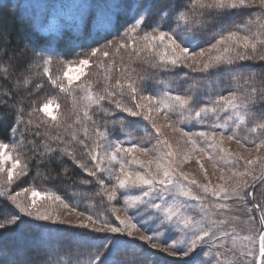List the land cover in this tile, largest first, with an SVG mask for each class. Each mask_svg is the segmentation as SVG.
<instances>
[{
    "label": "snow or ice",
    "instance_id": "snow-or-ice-1",
    "mask_svg": "<svg viewBox=\"0 0 264 264\" xmlns=\"http://www.w3.org/2000/svg\"><path fill=\"white\" fill-rule=\"evenodd\" d=\"M252 8L258 13L239 23L226 19ZM123 10L133 13L134 22L121 39L109 43L106 36L101 37L103 46H89L83 58L65 59L51 45L31 48V66L20 70L17 87L31 86L29 95L39 92L44 83L37 80L33 86L32 68H36L37 77H46L60 93L71 96V109L54 114L53 109L62 107L55 95L33 101L27 119L21 108L10 128L13 142H0V173L10 187L28 176L33 158L40 163L53 158L70 159L86 177L92 178L82 179V184L100 186L96 191L105 211L114 207L111 202L119 197L125 215L121 218L117 214L116 224L107 217L79 211L61 196L34 186L14 194L2 192L0 195L7 196L14 211L6 223H0V229L9 225L16 229L12 247L4 250L0 264H60L65 245L51 231H43L45 223H65L60 218V208L86 217L87 222L74 226L88 230L81 233L84 244L89 239L95 241L88 245L92 255L87 264H157L156 253L150 249L190 258L185 264H264V205H255L261 212L259 218L249 210L243 221L248 232L240 235L236 222L241 217L233 214L228 203L254 198L255 191L248 189L256 182L264 187V153L260 152L264 149V111L257 117L253 110L264 105V73L258 76L235 67L246 61H264V0H167L164 6L160 0H133L130 6L107 3L100 10L98 31ZM57 19L58 23L51 25L47 17L39 22L28 17L34 28H47L53 35L64 23L62 18ZM207 34L212 40L207 46L200 45L198 41ZM100 39L94 44H100ZM121 49L127 52L129 63L121 64L120 78L113 82L105 76L99 93L93 92L90 80L80 81L94 64L107 68L99 63L100 58L108 60L119 55ZM54 61L60 65L56 74L51 71ZM111 63L115 65V60ZM184 68L201 75L176 72L174 79L159 77V73ZM213 76L224 79L226 93L214 94ZM257 80L259 86H255ZM148 81L161 87L148 92ZM245 85L252 86L243 88ZM209 96L211 99L202 103ZM116 111L126 115L110 119ZM250 120L248 131L259 133V138L246 144L238 130L248 126ZM188 123L206 128L193 131L182 127ZM149 127L154 133L150 139L155 141L151 147L132 143L134 129H143L147 134ZM165 127L180 133L191 147L174 152L162 131ZM115 131L121 136H114ZM28 135L33 137L27 140L30 147L25 144ZM225 141L241 144L249 155L232 153L223 147ZM253 151L257 152L254 158ZM195 153L212 161L213 169L221 173L222 183L213 185L209 180L202 184L180 170L181 164ZM141 155L149 158L140 159ZM200 168L208 180L203 163ZM29 193L24 200L18 199ZM209 197L214 198L212 210L202 205ZM188 201L197 202L199 214ZM85 250L77 242L67 252L78 257ZM71 264L81 261L73 259Z\"/></svg>",
    "mask_w": 264,
    "mask_h": 264
},
{
    "label": "trees",
    "instance_id": "trees-1",
    "mask_svg": "<svg viewBox=\"0 0 264 264\" xmlns=\"http://www.w3.org/2000/svg\"><path fill=\"white\" fill-rule=\"evenodd\" d=\"M2 1V3H1ZM98 2L99 0H92V2ZM28 0H0V100L7 101V103H0V142L11 143L12 134L10 128L14 126L16 117L19 114L21 108L24 109L25 119H27L26 113L31 110V104L33 101L39 102L43 100V96L38 92H34L29 95L32 91L31 86L25 87L22 84L17 87L16 79L19 76L20 70L25 66H31L29 60L32 57V52L29 48L32 47H47L51 45L56 52L60 54L63 58L74 59L84 53L89 49V46H100L104 44V40L101 37H107V41L119 40L121 39L124 30L131 26L133 13L128 10L119 11L118 15L112 16L111 29L102 32L95 31V20L97 17L96 7L89 12L85 24L80 29H77L69 23L64 24L60 27V31L55 35L43 34L38 28H34L32 23L28 20V17H34L32 13V7L27 3ZM115 2H122L125 5H132L133 0H114ZM184 0H178V3H183ZM161 6L167 3V0H160ZM27 8V9H26ZM242 13V12H240ZM20 16H25L22 18ZM240 16V18H239ZM241 17V14L235 13L230 14L226 17L229 21L237 22ZM167 27V25H165ZM119 29V33L117 32ZM100 39V44H94V42ZM212 40L211 34L204 35L200 38V44L207 45L208 40ZM243 70H249L250 65H241ZM253 67V66H252ZM241 68V69H242ZM7 69V72L4 70ZM259 74L264 73V65L261 64L257 68ZM187 73L185 69H175L171 73H159V77L162 79H174L175 73ZM192 74L191 72L189 73ZM33 78V75H32ZM45 82V81H44ZM43 82V83H44ZM181 84L184 82L181 81ZM47 89L53 91L48 84ZM34 86V80H33ZM161 86L156 85L151 81L146 83V91L153 92L159 89ZM7 93V95H5ZM119 117L125 116L118 114ZM118 117H113L110 119H116ZM129 120L138 118L129 117ZM141 124H146L144 121H139ZM111 128L112 126L109 125ZM23 128V125H21ZM143 129H134L133 135L134 139L141 141L143 137ZM114 136H121L119 131L112 133ZM33 137L28 135L25 138V144L27 147V140H31ZM143 140V139H142ZM39 143V141H37ZM31 155V153H28ZM61 162H56L57 158H53L50 162L40 163L38 158H33L30 163V174L25 178L24 186L21 189L29 187L32 184H38L43 186L44 189H49L57 194H61L63 197L68 198L69 202L75 205H79L80 208L88 207L89 204H95V206H100L101 197L97 195V189L99 185L97 184H82V179H92L91 177H86L83 171L70 159L60 158ZM37 165H39L37 167ZM260 184L255 186L254 190L257 191ZM5 192L4 189L0 187V193ZM82 205V207H81ZM104 210V206H102ZM255 210H257L255 208ZM14 206L5 198V195H0V223H6L7 219L13 214ZM17 211V210H16ZM28 220L30 218L25 217ZM33 223H39L32 221ZM15 225H9L5 229H0V257L3 256L4 250L10 249L12 247V241L15 235ZM43 231L48 234L49 231L53 235L59 238V240L65 245V250L62 252V258L60 259V264H71L73 259H79L81 264H87L88 260L91 258L92 251L88 247L89 244L95 243V241L89 239L88 244H84V237L81 233L87 232L86 229H78L72 227H63L58 224L45 223ZM94 235H106L93 233ZM77 242H81V246L85 251H81L80 255L77 257L74 253L69 254L68 249H74Z\"/></svg>",
    "mask_w": 264,
    "mask_h": 264
},
{
    "label": "rangeland",
    "instance_id": "rangeland-1",
    "mask_svg": "<svg viewBox=\"0 0 264 264\" xmlns=\"http://www.w3.org/2000/svg\"><path fill=\"white\" fill-rule=\"evenodd\" d=\"M15 2L17 3V0H15ZM113 2H114V0H99L97 3L94 1L92 2V0H28L27 3H29L30 7H32V10H33L32 13H33V16L37 22L44 20L45 17H47L48 23L51 25H55L58 23L57 18L59 17V18H62V20L64 22L61 26H63L66 23H69V25H73L77 29H80L81 27H83L89 12L93 9V7H96L95 10L97 12L96 13L97 17L95 20V25H96L95 31L104 33L105 31L110 30L112 25H111V23L106 24L103 30L98 31L97 21L99 18L100 10L102 8H104V6L107 3H113ZM1 3H2V1H1ZM240 12H242V13H240ZM240 12L238 14H241V17L243 16V18L240 19L241 21H243L245 19V17L250 16L252 13H258V10L255 8H252V9L241 10ZM20 17L25 18V16H20ZM239 18H240V16H239ZM239 18H238L237 23L241 22V21H239ZM111 22H112V18H111ZM253 27H255V26H253ZM38 30L43 34H50L51 33L48 31L47 28L38 29ZM113 41H118V40H111L109 43H111ZM210 41H211V39L208 40V42H210ZM198 43L200 44V41H198ZM102 46H103V44L98 46V47H102ZM202 46H207V45L202 44ZM29 49L31 51V48H29ZM86 53L80 55L79 57L83 58V56ZM121 57H123V61L121 60ZM77 58L78 57L74 58L73 60H75ZM65 59H69V58H65ZM112 60H115V65H113L111 63ZM99 63L105 64L107 66V68L98 67L94 64L90 69H86V71L89 72L88 76H81L80 77V81L90 80L92 82V87H93L94 93H99V92L103 91V87H104L105 82H106L105 76L110 77L113 82L117 78L121 77V72L119 71V68H120L122 63L124 65H128V63H129L128 54L125 50L121 49L119 55L110 56L108 58V60H104V58L101 57L99 60ZM246 64L250 65V69L247 71L243 70V68L241 67V65H246ZM261 64L264 65V61H262V62L246 61V62H243L242 64H237L235 67L240 68V69L242 68L241 70L245 73H249V72L255 73L259 76V72H258L257 68ZM133 67H137L139 69L142 66L133 65ZM184 69L187 70V73L191 72L192 73L191 76L201 75L200 73L192 72V70H190V69H186V68H184ZM59 70H60V65L56 61H54L52 68H51L52 73L56 74ZM37 71H39V70L36 68H32V75H33L32 79L34 80V84L37 82V80H42L43 82L45 81L44 87L42 89H40V91L38 93L40 95H42L43 97L55 95L59 98V102H60L62 107L60 110L53 109V113L57 114L58 111L68 112L71 109V96L60 93L58 89H56L54 86H52L47 81L46 77H37L35 75V73ZM133 75H135V73ZM212 79L216 81V84H215L214 89H213L214 94L215 93L224 94L228 91V88L222 87V85L225 82L222 77L213 76ZM80 81H77V83H79ZM45 84H48L49 87L53 91L47 89L48 87ZM251 86L252 85H245V86H243V88H247V87H251ZM255 86H259V80H257V84ZM210 99H211V96H209L205 101H202V103H207L208 100H210ZM253 110L255 111V113L258 117L260 115V113L262 111H264V105H257L254 107ZM118 114L126 115L124 113H120L119 111H116V113L113 117H119ZM113 117H111V118H113ZM1 118L2 117L0 116V120H1ZM128 118L129 117H127V119ZM144 123H146V122H144ZM251 125H252V121L250 120L248 126L242 125L241 128L238 130L239 135L242 138H244V142L246 144L252 140L259 138V133H251L248 131V127H250ZM182 127L186 128V129L190 128L193 131H199V130L206 128V126L200 125L198 123H188V124L182 125ZM138 129H140V128H138ZM162 131H163L165 137L171 143L172 150L174 152L179 153V152L185 151L191 147L190 145L185 143V140L181 136L180 133H175L171 129H168L166 127L163 128ZM152 135H154L153 130L149 127L147 130V134L144 131V133L142 135L143 137H141V141H137V140L133 139L132 143H134V144L135 143H143V144H145V146L151 147L152 144L155 143L154 140L150 139V137ZM117 137H120V136H117ZM81 138H82V136H81ZM223 147L228 149L232 153L243 154L244 156L249 155V153H248V151H246L245 147H241V144H238L235 141H225ZM210 151H213V150L210 149ZM260 152L264 153V149H261ZM256 155H257V152H255V151H253L251 153L252 158H254ZM139 158L147 160L149 157L141 155ZM56 162H61V159H57ZM201 163H203L204 169L207 170L208 180L205 179L204 172L200 168ZM242 163L243 162L241 161V164ZM180 170L183 171L184 173L188 174L190 177H194L196 180H198L202 184L208 183L209 180L211 181V183L213 185H216L218 183H222V181L219 180L221 173L219 171H216L215 169H213L212 161L208 160L206 157H202L200 155V153H195L191 157L190 160L184 161L180 166ZM29 174L30 173H28V175ZM101 175H103V174H101ZM249 180H250V178H249ZM107 183H111V181H107ZM24 184H25V178H23L22 180H19V181H14L13 184L9 187L4 182L3 174L0 173V187H1V189H4L5 191H7L11 194H14L16 191L22 190L20 187L24 186ZM31 186H34L37 190H43V191L55 193L49 189H44L43 186H40L38 184H32ZM255 186H257V185L255 184L254 187ZM254 187H250L248 190L249 191H255ZM193 188H194V186H193ZM255 193H256V195L254 198L250 197L246 200H240V201L233 200V201L228 202L232 206V208L234 209L233 214L239 215L241 217V221L236 222L237 231L239 232L240 235H244L248 232V225H246L243 221H244V219H246L247 215L249 214V210H251L250 214L256 216L257 218H259V216L261 214L260 209L255 207V205H257V204L264 205V187H262L260 185L258 190L255 191ZM55 194H57V193H55ZM57 195L61 196V198L64 199L66 202H68L72 205H75L72 202H69L68 201L69 199L63 197L61 194H57ZM26 196H30V193L24 194L21 197H19L18 199L24 200L26 198ZM5 198L7 199L6 195H5ZM213 200H214V198L209 197L206 201H203L202 202L203 207L208 209V210H212L213 209ZM111 203L114 205V207L108 208L107 212L105 211V204H100V206L99 205L95 206V204H89V208L84 207V206L82 207V205H81L82 209L80 208L79 205H75V206L78 208L79 211H83L85 213L91 212L94 215L100 216L101 218L107 217L108 219H110L114 223L118 224L119 222L115 220V216L118 214L121 218L124 217V215H125L124 204H123L122 199H120L119 197L116 201H113ZM188 203H191L193 205V209L197 212V214H199L197 202L188 201ZM102 206H104V210L102 209ZM255 208L257 210H255ZM59 215H60V218L65 221V223L64 224L55 223V224H58V225L63 226V227L77 228L74 225L78 224L81 221L87 222L86 217H78L74 212L70 213L68 209L60 208L59 209ZM217 218H219V216H217ZM78 229H80V228H78ZM104 234L107 235V233H104ZM137 235H139V234H137ZM150 251H153L156 253L155 259L157 261V264H185V260L190 259V258H185L181 255L171 256V255H168L167 253L160 252L158 249H150ZM198 251H199V249H198ZM226 256L231 257V253H226Z\"/></svg>",
    "mask_w": 264,
    "mask_h": 264
},
{
    "label": "water",
    "instance_id": "water-1",
    "mask_svg": "<svg viewBox=\"0 0 264 264\" xmlns=\"http://www.w3.org/2000/svg\"><path fill=\"white\" fill-rule=\"evenodd\" d=\"M258 184H259V182L256 183V185H258Z\"/></svg>",
    "mask_w": 264,
    "mask_h": 264
}]
</instances>
